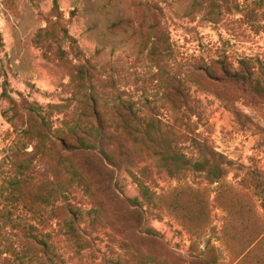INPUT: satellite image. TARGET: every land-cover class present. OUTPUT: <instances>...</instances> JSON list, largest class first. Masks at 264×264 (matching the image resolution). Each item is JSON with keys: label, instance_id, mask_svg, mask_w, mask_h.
<instances>
[{"label": "rangeland", "instance_id": "1", "mask_svg": "<svg viewBox=\"0 0 264 264\" xmlns=\"http://www.w3.org/2000/svg\"><path fill=\"white\" fill-rule=\"evenodd\" d=\"M53 1L0 0V161L15 144L10 120L20 126L23 101L41 107L64 103L70 66L89 62L100 81L114 83L105 88L111 96L99 98L128 101L141 115L155 116L178 137L172 139L177 148L192 159L197 150L191 139L223 156L227 160L223 184L246 196L256 225L264 229V200L250 179L252 173L264 178V104L245 101L232 89L224 93L218 86L210 90L191 82L186 87L193 113L186 116L164 100V83L148 57L155 36L165 33L173 51L166 67L170 75L181 78L202 59L207 63L223 59L232 70L248 60L258 72L264 67V0H56L58 16ZM246 9L254 13L252 22L243 15ZM57 17L81 51L79 61L69 55L68 63H62L34 42ZM69 47L64 44V51ZM51 121L58 127L61 117ZM125 148L132 172L156 195L180 185L204 189L209 194L211 229L191 239L176 220L143 205L139 234H124L108 222L113 220L110 213L96 216L89 213L90 206L79 204L81 239H65L58 226L50 229L45 239L49 264H192L207 256L206 245L215 249L218 264H264V234L247 250L226 238L227 217L215 201L218 184H208L198 173L179 182L144 148L130 144ZM135 181L124 169L115 170L121 197L139 198ZM1 186L0 182V264L21 262L24 252L23 262L29 264L35 249L21 238L20 228L34 226L36 220L21 206L7 204ZM75 196L83 199L80 193ZM146 231L158 239H146Z\"/></svg>", "mask_w": 264, "mask_h": 264}, {"label": "trees", "instance_id": "2", "mask_svg": "<svg viewBox=\"0 0 264 264\" xmlns=\"http://www.w3.org/2000/svg\"><path fill=\"white\" fill-rule=\"evenodd\" d=\"M53 11L59 14L56 0ZM243 15L252 22L251 10H244ZM150 38L149 34L148 40ZM34 42L62 63H68L69 55L75 60L81 59V51L58 17L36 34ZM64 44H69V52L64 51ZM172 55L165 33L155 36L148 57L164 83V100L176 111H184L186 116L193 113L186 87V83L191 82L210 90L218 86L224 93L232 89L245 101L257 106L264 104V67L255 72L253 65L245 60L232 70L223 59L212 63L202 59L180 78L166 70ZM113 86V81H100L89 62L71 65L69 97L64 103L41 107L23 101L20 126L10 120L15 144L0 161L1 191L7 204L21 206L36 220V225L20 228L21 238L31 241L35 249L29 264H49L45 258L49 250L45 239L54 226L59 227L65 239H81L79 204L90 206L89 213L96 216L110 213L113 220L108 222L116 224L124 234H139L143 205L158 215L176 220L191 239H198L211 229L209 194L201 188L180 185L171 192L156 195L132 172L125 150L127 144L144 148L179 182L198 173L203 174L208 184H218L215 201L227 217V239L238 241L243 250L250 248L256 239H262L264 229L256 225L249 200L223 184L227 160L196 139L191 141L195 144L197 158L188 157L172 141L176 136L172 130L155 116L141 115L128 101L117 99L109 103L110 99H106L111 95L105 88ZM52 117H61L58 127H53ZM122 169L136 180L139 198H123L117 192L115 170ZM250 177L252 189L264 200V178L256 173ZM77 193L83 199L77 200ZM145 235L146 239H158L151 231H146ZM205 250L207 256L195 258L192 264H218L215 249H208L206 245ZM26 255L24 252V259ZM248 256L249 253L244 255ZM24 259L16 264H25Z\"/></svg>", "mask_w": 264, "mask_h": 264}]
</instances>
